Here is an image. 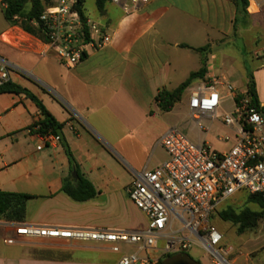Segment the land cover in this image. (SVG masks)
<instances>
[{"label":"crops","instance_id":"0c3cea01","mask_svg":"<svg viewBox=\"0 0 264 264\" xmlns=\"http://www.w3.org/2000/svg\"><path fill=\"white\" fill-rule=\"evenodd\" d=\"M1 1L0 44L15 53L7 58L0 53L14 70L8 84L35 95L63 125L61 138L97 194L77 202L63 190L64 181L77 177L60 139L47 141L32 131L42 115L25 94L1 93L0 191L30 198L22 223L0 220V264H96L81 255L95 254L104 247L97 242L67 244L56 241L63 239H50L53 241L47 244L18 236L16 229L127 232L101 227L102 217L111 213L119 198L121 180L113 163L116 160L130 170L126 173L129 182L123 187L129 197L128 189L138 174L152 171L167 160L160 141L176 126L166 120L176 106L163 112L155 98L162 89L178 88L202 67L203 59L206 78L225 76L240 90L247 88L248 73H252L259 101L263 102L264 8L259 12L247 10L236 22L233 0H152L130 15L110 2L100 13L95 0L100 18L86 9L88 16L107 28L112 41L100 50L86 49L82 61L68 68L37 37L11 26ZM247 58L256 65L252 71ZM156 128L163 133L155 142L162 155L154 160L147 158L144 150ZM146 227L147 220L141 230ZM9 238L15 243L7 244ZM121 257L106 262L100 256L99 262L115 264Z\"/></svg>","mask_w":264,"mask_h":264},{"label":"built area","instance_id":"2783aa9c","mask_svg":"<svg viewBox=\"0 0 264 264\" xmlns=\"http://www.w3.org/2000/svg\"><path fill=\"white\" fill-rule=\"evenodd\" d=\"M151 1L109 0L126 15L142 10ZM43 2L45 10L35 24L42 26L45 40L38 39L66 67L81 62L86 49L100 50L111 43L112 34L105 26L81 18L79 0ZM247 3L250 12L264 8V0ZM11 70L12 65L0 57V88L10 82ZM187 90L188 114L203 133V140L196 143L178 126L169 128L160 141L167 160L152 171L138 174L132 182L129 199L147 218L144 230L92 232L21 226L16 234L30 239L105 243L116 253L121 245L137 249V253L123 255L115 264H157L160 257L141 258L139 254L187 253L193 246L208 253L210 264H233L229 260L232 248L222 247L223 235L211 216L239 192L260 196L264 201V102L254 105L247 88L238 89L225 76L205 77ZM226 98L232 108L222 113ZM215 122L228 130L216 139L231 145L224 151L211 148L206 141ZM43 137L47 141L58 139L52 134ZM5 242L14 244L15 239Z\"/></svg>","mask_w":264,"mask_h":264},{"label":"rangeland","instance_id":"374dc122","mask_svg":"<svg viewBox=\"0 0 264 264\" xmlns=\"http://www.w3.org/2000/svg\"><path fill=\"white\" fill-rule=\"evenodd\" d=\"M86 9L88 12L93 14L96 19L100 18L99 14L95 9V0H86ZM236 45L239 46L240 42L236 41ZM226 52V51H225ZM0 53H2L6 58L9 57L8 55L15 54L13 50H11L8 46H3L0 44ZM259 56V54H258ZM248 63V69L251 71L255 68L256 65L250 60L246 59ZM14 71V70H11ZM16 72V71H15ZM20 73V72H18ZM22 75L31 80L29 75L22 72ZM263 83L261 84V100L264 102V77ZM189 97V90L186 89L184 92L181 101L175 105L176 107L173 110V113L166 119L170 120L171 125L178 126L181 131L186 134L192 141L199 143L203 140V133L197 128L196 124L190 119L188 110H187V102ZM223 106L221 112L224 113L226 111L231 110V103L228 98L223 101ZM162 122V120H161ZM207 124V122H205ZM228 132V130L220 125L219 122H215L212 125V132L207 137V143L211 146V148L217 151H224L228 149L231 145H224L220 144L216 141L218 136H223ZM161 128H156L152 131L150 140L147 141L149 147L144 150V155L147 158L154 159L156 156L162 155V151L160 148L155 146V142L157 139L162 136ZM154 155V157H153ZM113 167L115 171H118L117 174L120 178L119 187V198L114 203V207L111 213L102 217V228L107 230L113 231H133V230H141L146 225V217L144 214L133 204V202L129 199L123 187L127 182H129V178H127V174L130 170H127L125 165L118 164L115 160L113 163ZM128 171V172H127ZM248 194L246 192H239L232 196L228 201L223 203L216 212L211 216V222L214 226H216L219 231L223 235L222 247L232 248V252L229 255V260L233 264H264V218L258 223V226L254 229L246 230L244 232H239L238 227L234 226L230 222L223 221L219 213L228 209L232 208L236 212H240L244 209H250L252 211H259L257 205L250 203L247 199ZM101 219V218H100ZM176 229L180 228V224H176ZM54 240V239H53ZM53 240L50 239H40L37 240L38 242H45L49 244ZM59 242H64L67 244H71L74 242H69L66 240H56ZM99 243V242H97ZM100 245L104 246L101 247L95 254L93 253H82L81 258L86 259L90 257L94 259L93 262L96 264H103L104 261L114 260L122 255H132L137 253V249L128 245H121L120 252L116 253L110 250L111 247L105 243H99ZM109 247V248H107ZM43 248H51L48 245H44ZM52 249V248H51ZM35 252L37 250L34 249ZM43 251V250H42ZM38 253V252H37ZM42 253V252H41ZM193 261L199 264H210V258L208 253L201 249L200 247L193 246L187 253ZM97 256V257H96ZM100 256L104 257L103 262H99ZM141 258L145 257H155L163 259V263L169 262L172 263L178 260L180 257H183L181 253H172L169 254V257L166 255H162L161 252H149L143 251L139 254ZM159 259V260H160Z\"/></svg>","mask_w":264,"mask_h":264},{"label":"trees","instance_id":"16d2710c","mask_svg":"<svg viewBox=\"0 0 264 264\" xmlns=\"http://www.w3.org/2000/svg\"><path fill=\"white\" fill-rule=\"evenodd\" d=\"M237 8L236 22L239 21L247 14V0H233ZM109 0H96L97 10L101 13L104 10L105 4ZM45 3L43 0H2L1 9L5 16V19L11 26H18L28 34H31L37 38L43 39V30L41 25L35 23L39 21V17L45 10ZM77 9L80 12L81 18L86 20L89 18L86 10V0H79ZM205 49H198L199 52ZM207 74L206 60H202V67L190 75V77L182 83L178 88L174 90L162 89L156 96L155 101L158 107L163 112H170L175 105L181 101V98L193 83L199 79L204 78ZM247 91L252 99V103L256 105L259 102L255 79L252 73H248ZM11 84H7L0 88V94L5 92L23 93L29 99H31L39 108L42 115V119L37 121L32 128H37L36 132L40 136L54 135L58 137L63 144L66 154L70 161L72 170L75 169L77 178L72 177L71 181L63 182V190L75 201L85 202L96 197L97 191L90 181L83 177L80 173L79 167L75 163V160L69 151L68 145L61 138V131L63 125L60 124L54 116L46 109L41 100L28 90L20 87H11ZM30 198L29 195L21 193H11L0 191V220H4L11 223H22L26 215V202ZM247 199L250 203L258 206L259 211H252L250 209H244L240 212H236L232 208H228L219 213L220 218L225 222H230L234 226L238 227L239 232L254 229L258 226V223L264 218V201L260 196L248 194ZM183 258L192 264H199L193 261L187 254L181 253ZM169 257V254L166 255ZM157 264H164L163 259H160Z\"/></svg>","mask_w":264,"mask_h":264},{"label":"flooded vegetation","instance_id":"af4514ba","mask_svg":"<svg viewBox=\"0 0 264 264\" xmlns=\"http://www.w3.org/2000/svg\"><path fill=\"white\" fill-rule=\"evenodd\" d=\"M164 264H192L191 262L185 260L183 257H180L178 260L172 262V263H169V262H166Z\"/></svg>","mask_w":264,"mask_h":264},{"label":"water","instance_id":"95a60500","mask_svg":"<svg viewBox=\"0 0 264 264\" xmlns=\"http://www.w3.org/2000/svg\"><path fill=\"white\" fill-rule=\"evenodd\" d=\"M73 176H74V177H77V173H76L75 170H74V172H73Z\"/></svg>","mask_w":264,"mask_h":264},{"label":"bare ground","instance_id":"6f19581e","mask_svg":"<svg viewBox=\"0 0 264 264\" xmlns=\"http://www.w3.org/2000/svg\"><path fill=\"white\" fill-rule=\"evenodd\" d=\"M5 39H6L7 41H9V38H8V37H5Z\"/></svg>","mask_w":264,"mask_h":264}]
</instances>
